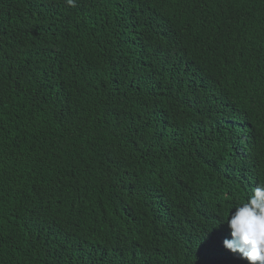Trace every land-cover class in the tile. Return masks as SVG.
<instances>
[{
  "label": "trees",
  "instance_id": "1",
  "mask_svg": "<svg viewBox=\"0 0 264 264\" xmlns=\"http://www.w3.org/2000/svg\"><path fill=\"white\" fill-rule=\"evenodd\" d=\"M260 183L264 0H0V264H246Z\"/></svg>",
  "mask_w": 264,
  "mask_h": 264
},
{
  "label": "clouds",
  "instance_id": "2",
  "mask_svg": "<svg viewBox=\"0 0 264 264\" xmlns=\"http://www.w3.org/2000/svg\"><path fill=\"white\" fill-rule=\"evenodd\" d=\"M221 226L228 230L221 240L224 249L246 264H264V183L258 184L244 202L233 206L217 229Z\"/></svg>",
  "mask_w": 264,
  "mask_h": 264
}]
</instances>
